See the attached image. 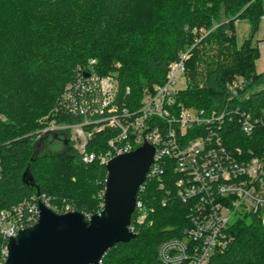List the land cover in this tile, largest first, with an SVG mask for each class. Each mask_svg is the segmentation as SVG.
<instances>
[{
	"label": "trees",
	"instance_id": "16d2710c",
	"mask_svg": "<svg viewBox=\"0 0 264 264\" xmlns=\"http://www.w3.org/2000/svg\"><path fill=\"white\" fill-rule=\"evenodd\" d=\"M263 15L264 0H0V211L42 194L85 215L99 211L106 166L84 163L70 130L40 134L50 121L76 124L87 116V150H106L117 131L95 130L94 121L102 117L98 88H75L87 115L74 113L73 101L64 96L77 68L91 59L99 75H118L117 102L134 111L147 92L165 83L171 63L188 52L187 86L175 95L177 104L240 106L264 116V71H257L260 50L254 44ZM240 20L250 27L242 42ZM238 77L248 83L240 92L244 100L231 101L227 83ZM227 133L236 144L264 141V126L246 136L236 122ZM56 142L61 151L51 150ZM166 197L157 181H147V220L135 239L116 244L102 264H160V243L188 225L187 203L172 197L162 206ZM231 232L235 240L209 264H264L262 216L240 217ZM4 244L0 232V252Z\"/></svg>",
	"mask_w": 264,
	"mask_h": 264
},
{
	"label": "built area",
	"instance_id": "2783aa9c",
	"mask_svg": "<svg viewBox=\"0 0 264 264\" xmlns=\"http://www.w3.org/2000/svg\"><path fill=\"white\" fill-rule=\"evenodd\" d=\"M257 43L264 45V34ZM188 57V52L183 53L179 60L171 63L165 83L147 92L142 105L134 111L122 108L117 102L116 73L99 75L94 70L95 59L77 68V78L68 84L64 96L73 101L74 113L87 115L88 110L81 111L78 106L75 88H98L102 117L94 121L95 130L107 126L117 131L109 139L106 150H87L91 134L85 126L92 123L87 116L76 124L54 121L41 131V134H57L70 130L75 147L86 164L97 161L106 166L112 158L136 150L145 141L155 147L154 162L140 186L130 230L138 234L139 226L150 212L143 198L148 180L157 181L160 190L165 191L167 197L162 199V206L172 197L188 205V225L179 236L162 241L158 247L160 264H209L214 254L225 250L235 240L231 226L237 219L246 214L264 218V141L257 145L236 144L227 133L238 122L242 132L251 136L258 127L264 126V116H254L240 106L206 110L177 104L175 95L187 86ZM247 84L243 77L227 83L231 101L244 100L240 92ZM248 96L246 94L245 98ZM168 170L173 173L172 178H166ZM168 185L175 186V191ZM99 196L97 213L104 209L105 188ZM40 202L59 214L75 211L71 204L53 205L46 194L1 210L0 232L5 244L1 248L0 264L7 262L10 238L39 221ZM86 216L89 218L91 214Z\"/></svg>",
	"mask_w": 264,
	"mask_h": 264
},
{
	"label": "water",
	"instance_id": "95a60500",
	"mask_svg": "<svg viewBox=\"0 0 264 264\" xmlns=\"http://www.w3.org/2000/svg\"><path fill=\"white\" fill-rule=\"evenodd\" d=\"M154 155L155 147L145 141L112 158L104 209L89 218L79 211L59 214L40 202L39 221L10 238L6 264H99L116 244L130 243L137 234L129 226Z\"/></svg>",
	"mask_w": 264,
	"mask_h": 264
},
{
	"label": "rangeland",
	"instance_id": "374dc122",
	"mask_svg": "<svg viewBox=\"0 0 264 264\" xmlns=\"http://www.w3.org/2000/svg\"><path fill=\"white\" fill-rule=\"evenodd\" d=\"M203 32H204V34L206 33V31H203ZM263 34H264V21L261 22L260 28H259L258 32L255 34V38H254V44L256 46H258L259 50H260L259 58L256 61V68H257L258 72H263L264 71V45L263 46H261V45L259 46V44L257 43V40H259L263 36ZM249 35H250V27H249L248 22L246 20L238 21L237 22L238 41L242 42L243 40L248 38ZM52 122H54V121H50L49 124H51ZM49 124H47V126ZM40 134H41V132H40ZM57 134H59V133H57ZM51 135H53V134H51ZM62 149H63V146L59 142H56L55 144H53L51 146V150H53V151H61Z\"/></svg>",
	"mask_w": 264,
	"mask_h": 264
},
{
	"label": "flooded vegetation",
	"instance_id": "af4514ba",
	"mask_svg": "<svg viewBox=\"0 0 264 264\" xmlns=\"http://www.w3.org/2000/svg\"><path fill=\"white\" fill-rule=\"evenodd\" d=\"M61 140L64 141V139H61ZM65 144H67L66 141H65Z\"/></svg>",
	"mask_w": 264,
	"mask_h": 264
}]
</instances>
